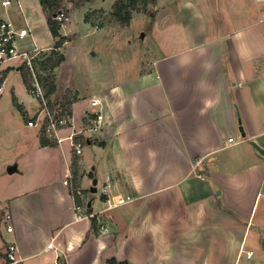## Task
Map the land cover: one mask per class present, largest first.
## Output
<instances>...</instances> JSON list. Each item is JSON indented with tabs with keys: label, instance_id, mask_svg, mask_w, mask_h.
<instances>
[{
	"label": "crops",
	"instance_id": "1",
	"mask_svg": "<svg viewBox=\"0 0 264 264\" xmlns=\"http://www.w3.org/2000/svg\"><path fill=\"white\" fill-rule=\"evenodd\" d=\"M3 1L0 21L29 30L21 48L48 52L43 66L62 55L40 0ZM165 6L150 68L90 97L66 85L73 127L58 138L82 129L92 99L103 104L104 128L80 156L71 140L45 132L68 55L43 68L50 74L40 80L56 85L49 97L42 85L47 107L15 62L0 68V264L9 243L19 264H264V153L254 145L264 150V0ZM75 160L78 200L65 184ZM115 196L132 199L109 209Z\"/></svg>",
	"mask_w": 264,
	"mask_h": 264
},
{
	"label": "rangeland",
	"instance_id": "2",
	"mask_svg": "<svg viewBox=\"0 0 264 264\" xmlns=\"http://www.w3.org/2000/svg\"><path fill=\"white\" fill-rule=\"evenodd\" d=\"M10 1L13 6L17 3L16 0ZM117 2L118 0H62L61 9L70 18L69 22H64L70 33L66 37L67 44H63L58 51L62 55H68V63L59 70L63 76L56 103L59 105V113H65L70 108L64 105L63 99L66 96L65 87L71 80L72 85L88 90L89 96L97 88L120 83L132 74L143 73L155 59L156 43L152 39L154 23L168 0H158L154 5L139 4L132 11V19L127 26L120 23L114 15ZM28 9L32 10L31 6ZM47 54L48 52L41 51L38 55L34 67L38 78L50 74L49 70L43 69ZM25 68L22 67L28 73L30 81V72ZM67 96L72 97L73 94L68 92ZM84 140L85 138L83 142ZM87 178L90 191L94 178L89 175ZM97 189L101 193V180Z\"/></svg>",
	"mask_w": 264,
	"mask_h": 264
},
{
	"label": "built area",
	"instance_id": "3",
	"mask_svg": "<svg viewBox=\"0 0 264 264\" xmlns=\"http://www.w3.org/2000/svg\"><path fill=\"white\" fill-rule=\"evenodd\" d=\"M11 3L10 0H4L2 2L3 6H8ZM54 19L58 20L61 23L68 22L70 18L66 16L63 10H60L54 15ZM29 36V30L27 28L18 29L14 26L13 23L9 21H0V68L3 64L7 62H15L16 66L22 70V67H26L30 72V88H28L29 93L37 98L42 100V103L47 107L48 102L45 98V93L40 82V78L35 73V66L37 64L38 55L41 53L38 49H25L20 47V42L24 41ZM2 77L0 71V78ZM91 107L94 109L91 113L86 116V123L80 131H73L68 137L58 138L57 133L60 129H65L68 127H73V119L68 111L59 113L58 111L48 112L47 113V122L45 124V132L47 135L56 137L60 142L65 139L71 140L72 147L77 156H80L84 152L85 141L91 138V134L100 133L105 125V115L103 114V104L99 99L91 100ZM29 126H37V123L30 121L28 122ZM88 134V135H87ZM56 135V136H55ZM83 138V139H82ZM232 142L233 139H230ZM73 175H68L65 184L72 186L73 184ZM107 187H110V184H107ZM106 187V188H107ZM76 193L78 196L83 197V188L78 185ZM106 193V190L104 191ZM131 197H113L112 201L109 199L108 208H115L122 206L131 201ZM10 219V216H7ZM8 232H12V227L7 228ZM107 231V230H105ZM253 252H249L247 256L251 258ZM7 257L8 260L5 264H19V250L15 243H9L7 245ZM54 264H66L63 259L58 258Z\"/></svg>",
	"mask_w": 264,
	"mask_h": 264
},
{
	"label": "trees",
	"instance_id": "4",
	"mask_svg": "<svg viewBox=\"0 0 264 264\" xmlns=\"http://www.w3.org/2000/svg\"><path fill=\"white\" fill-rule=\"evenodd\" d=\"M44 10L46 13H48V26L50 28V31L54 38L57 39L55 49H59L63 46L66 40H68L66 37H62L60 35V27L62 25L61 22L54 19V14L58 13L62 7V0H40ZM158 0H118V2L114 6V15L116 19L122 23L123 25L127 26L130 24L132 19V11L136 10L139 4L143 5H149V4H156ZM56 53L55 51L53 52ZM58 54V53H56ZM64 61V56L60 55L57 57V59H50L48 64H45L44 67L54 69L58 67L62 62ZM50 63V64H49ZM23 76L25 83L28 88H30V81H29V75L28 73L22 69ZM41 85H43L46 89V96H51L53 93L56 92V85H55V79L53 76L49 75L45 77L44 79L40 80ZM41 144L42 146H48L51 144L49 140L45 138L44 135L41 137ZM78 162L75 160L73 162V169H72V175H73V184L70 186L71 193L74 196L75 200H78L79 196L76 193V187L78 183ZM95 222V221H94ZM93 222V223H94ZM109 264H116L115 260H110Z\"/></svg>",
	"mask_w": 264,
	"mask_h": 264
},
{
	"label": "water",
	"instance_id": "5",
	"mask_svg": "<svg viewBox=\"0 0 264 264\" xmlns=\"http://www.w3.org/2000/svg\"><path fill=\"white\" fill-rule=\"evenodd\" d=\"M241 130H242V128H241ZM255 145V147H257V149L260 151V152H262V153H264V150H262L261 148H259L256 144H254ZM97 184V180H95L94 181V186H93V188H92V192H96V188H95V185Z\"/></svg>",
	"mask_w": 264,
	"mask_h": 264
}]
</instances>
